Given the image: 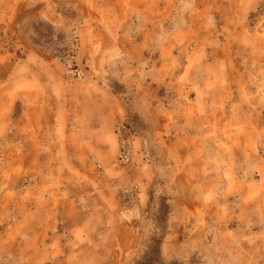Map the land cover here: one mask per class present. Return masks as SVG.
Here are the masks:
<instances>
[{
    "label": "rangeland",
    "instance_id": "rangeland-1",
    "mask_svg": "<svg viewBox=\"0 0 264 264\" xmlns=\"http://www.w3.org/2000/svg\"><path fill=\"white\" fill-rule=\"evenodd\" d=\"M112 189L130 264H264V0H0V264H118Z\"/></svg>",
    "mask_w": 264,
    "mask_h": 264
},
{
    "label": "crops",
    "instance_id": "crops-1",
    "mask_svg": "<svg viewBox=\"0 0 264 264\" xmlns=\"http://www.w3.org/2000/svg\"><path fill=\"white\" fill-rule=\"evenodd\" d=\"M17 97L18 95H16V98ZM108 129H109V133L107 136H109L110 138L114 134V129L113 128L111 129L110 127H108ZM113 140L114 137L112 138V141ZM94 142L97 143L98 141L93 140V143ZM108 194L109 196L111 195L110 199H106L105 201L102 202V204L101 201H99L97 203V206H99L98 208H101L102 210H107L109 212L108 213L109 215L110 213L113 214L112 217L114 219L112 221L109 219L108 222H114L113 224L116 225L120 231L118 233L119 235L112 239L113 242L111 246L112 251L109 253L104 252L103 254L111 255V253L113 252L114 255H119L124 257L123 260L118 262V264H130L129 263L131 262L130 256L135 255L136 252L141 250L145 245V241L147 240L146 233L142 229H139L136 233L133 234L131 231L127 230L128 220H132V217L130 215L131 211L128 210L125 211V209L124 211H122L120 209L118 189H112L111 191H108ZM176 207H178L179 209L181 208V205L180 206L176 205ZM188 207L191 206L188 205ZM194 207L196 206L194 205ZM141 208H142V203H139V205H135L133 209L138 211ZM123 215L125 216L123 217ZM174 215H175L174 217L175 222L173 223V226L176 225L179 226L181 224H187L189 222V219L187 218L188 215L184 216L183 212H181L180 210H178L177 214L175 213ZM126 216L128 218H126ZM81 221L82 219H76V218L73 220L74 225L76 224V230H78L79 228H84V226H80L82 224ZM92 246L94 249L97 248V244L95 243ZM74 248H75L74 249L75 251H73L74 253L76 252L81 253L80 250H83V247H74ZM160 249L162 256L167 259H182V258L192 257L193 255L196 254H201L200 250L206 249V247H204V241L202 236L199 233H197L194 229L193 231L189 232L188 238L184 241H181L178 238H174V234H168L161 243ZM56 252L57 251L55 250L54 256L58 255L56 254ZM59 252H61L67 258L68 255L73 254V252H69L67 248L59 249ZM94 252L98 253V251H94ZM49 254L51 256L52 252H50Z\"/></svg>",
    "mask_w": 264,
    "mask_h": 264
}]
</instances>
